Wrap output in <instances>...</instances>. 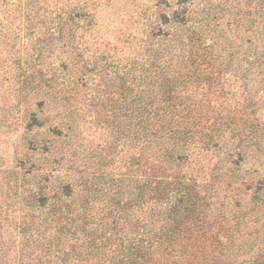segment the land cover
<instances>
[{
	"label": "rangeland",
	"instance_id": "1",
	"mask_svg": "<svg viewBox=\"0 0 264 264\" xmlns=\"http://www.w3.org/2000/svg\"><path fill=\"white\" fill-rule=\"evenodd\" d=\"M0 264H264V0H0Z\"/></svg>",
	"mask_w": 264,
	"mask_h": 264
},
{
	"label": "trees",
	"instance_id": "2",
	"mask_svg": "<svg viewBox=\"0 0 264 264\" xmlns=\"http://www.w3.org/2000/svg\"><path fill=\"white\" fill-rule=\"evenodd\" d=\"M189 37L191 38V41H193L192 40V39H194L193 35H190ZM152 122H153L152 119L139 116L136 120V123H135V126L137 127V133L141 134V133H143V131L149 130V124ZM163 125H165V124L163 123ZM176 131H179V130H176ZM175 227L178 228L180 226H175Z\"/></svg>",
	"mask_w": 264,
	"mask_h": 264
}]
</instances>
